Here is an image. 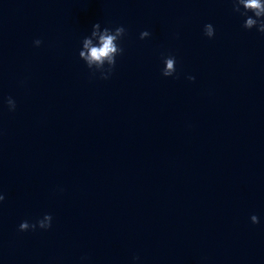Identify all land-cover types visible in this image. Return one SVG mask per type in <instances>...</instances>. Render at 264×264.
<instances>
[{
	"label": "clouds",
	"instance_id": "9594fccd",
	"mask_svg": "<svg viewBox=\"0 0 264 264\" xmlns=\"http://www.w3.org/2000/svg\"><path fill=\"white\" fill-rule=\"evenodd\" d=\"M233 11L245 17L243 27L245 29H253L264 34V0H232ZM242 9V10H241ZM251 13L252 15H248ZM126 29L123 26H117L114 29L104 27L101 29L100 22L93 24L92 31L89 36H86L82 41V50L79 52V57L85 61L89 69L100 71L102 79H108L115 65L116 57L123 54L124 49L118 44V41L125 35ZM150 35L149 31L145 30L140 33V39H144ZM204 35L212 38L215 35L214 27L211 23L204 25ZM98 40V45L93 44V40ZM41 40L34 41L35 46H40ZM105 63L108 67L105 69ZM165 67L162 70V75L165 77L173 76L176 73V59L169 56L164 60ZM189 80H194V76H189ZM7 105L10 111H14L16 107L15 101L9 97ZM5 196L0 194V202H3ZM253 224L259 223V218L256 215L250 217ZM52 226L51 214H45L42 219L36 223L23 221L19 225L20 231L29 229L35 230L49 229Z\"/></svg>",
	"mask_w": 264,
	"mask_h": 264
}]
</instances>
